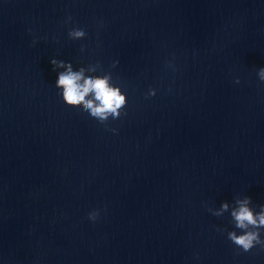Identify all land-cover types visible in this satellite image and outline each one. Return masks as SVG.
I'll list each match as a JSON object with an SVG mask.
<instances>
[{
  "label": "clouds",
  "instance_id": "obj_1",
  "mask_svg": "<svg viewBox=\"0 0 264 264\" xmlns=\"http://www.w3.org/2000/svg\"><path fill=\"white\" fill-rule=\"evenodd\" d=\"M71 21L68 17L67 22ZM86 32L82 28H72L68 31V36L72 40H81L86 37ZM35 43V41L33 42ZM83 46L81 51H83ZM54 70L63 69L58 72V79L55 87L61 90L64 103L72 108H80L87 113L89 118L95 120L100 125H106L109 118L112 120L119 119L124 113L127 104L126 94L121 90L120 86L113 83L111 72H104L96 75L98 71H102L99 64H90L89 66L80 67L74 70L71 62L63 60L51 59ZM118 61L113 63L116 66ZM258 79L264 83V67L259 68ZM239 83V79L235 81ZM155 89H151L148 96H154ZM116 132L117 129H110ZM260 210L256 211L251 206V198H235L234 205H230L227 201L222 202L218 209L209 208L208 211L212 215L221 217L225 212L230 211V215L236 229L240 230V234L236 231L227 233V238L238 248L244 252H249L256 245L264 247V239H261V229H264V204L259 206ZM99 213H89V218L96 220Z\"/></svg>",
  "mask_w": 264,
  "mask_h": 264
}]
</instances>
